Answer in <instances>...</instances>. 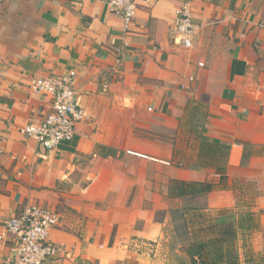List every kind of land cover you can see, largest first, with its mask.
Returning <instances> with one entry per match:
<instances>
[{
  "label": "crops",
  "instance_id": "0c3cea01",
  "mask_svg": "<svg viewBox=\"0 0 264 264\" xmlns=\"http://www.w3.org/2000/svg\"><path fill=\"white\" fill-rule=\"evenodd\" d=\"M184 2L140 0L126 28L105 0H0V264L17 243L5 222L28 204L48 205L61 216L50 232L56 253L45 264H145L161 226L130 199L135 189L153 192L150 164L169 182L215 184L202 194L211 209H234V188L255 185L248 210L258 214L253 248L264 264V0H190L197 26L188 33L174 21ZM113 39L127 44L120 63ZM70 69L81 103L89 104L84 93L104 75L124 90L133 114L140 117L146 103L155 121L175 125L185 137L144 142L124 157L123 137L99 140L119 149L118 157L94 154L80 185L69 169L77 168L73 153L88 122L55 150L23 132L51 107L32 79ZM202 139L209 148H201ZM99 164L106 169L93 171ZM67 182L78 195L70 211L59 209Z\"/></svg>",
  "mask_w": 264,
  "mask_h": 264
},
{
  "label": "rangeland",
  "instance_id": "374dc122",
  "mask_svg": "<svg viewBox=\"0 0 264 264\" xmlns=\"http://www.w3.org/2000/svg\"><path fill=\"white\" fill-rule=\"evenodd\" d=\"M110 80L112 81V79ZM108 83L103 75L99 78L96 86L88 88L87 92L84 93L89 98V104H84L82 100L89 120L83 134L79 136L81 138L79 148L76 153H73L75 158L72 162L77 168L73 169L71 167L69 169L71 175H74L75 180L82 186L86 184V175L89 174H87V171L90 172V165L96 158L95 155L102 157L103 151L99 146L103 143L98 142L99 140L103 141L106 137L118 139L123 137L122 140L128 142V145L124 146V150L120 149V157H124V155L141 150L138 148L144 142L146 146L149 143L158 142V140L175 143L180 135L181 139L185 137L184 130L180 134L175 125L164 124L163 120L155 121L153 118L154 110L149 108L146 103L144 113L140 117L136 113L133 114L126 108L128 98L124 96V90L118 86L112 88ZM193 106L195 104L190 102L188 111H191ZM199 115H201L200 112ZM140 120L151 123L152 126L142 127L139 124ZM157 123H160L159 126H156ZM97 168L100 170L106 169L104 164H99L93 171ZM156 171L150 164L148 182L152 186L153 192L144 193L139 189H135L136 191L133 192L130 199V205L138 200L146 215L161 226L158 241L152 242L149 246L151 249L153 248V251L150 252L151 257H149L151 260H145V264H195L193 259L199 261V257L198 255L197 257L192 256L188 252V247L199 240H214L217 235H220V233L217 234V228L197 229L201 225L207 226L226 221H233L237 228H235V238L233 236L229 237L232 238L230 258L233 259L237 257L235 255H239V264H262L263 256H260L253 248L254 237L259 227L253 231H248L245 227H238L249 211L248 206L253 205L251 202H253L252 195L255 192V185L247 186L243 182L234 188L237 204L234 209H211L208 206L209 202L206 195L183 198L170 197L169 193L164 194V184L169 183L170 186L171 182L163 176V173L156 177L155 175H158ZM65 190L69 194L64 196L59 204V209L64 211L70 208L73 209L72 204L78 201V195L71 192V182L66 183ZM256 220H258L257 215H255L253 221ZM206 257L212 261V256L206 255Z\"/></svg>",
  "mask_w": 264,
  "mask_h": 264
},
{
  "label": "built area",
  "instance_id": "2783aa9c",
  "mask_svg": "<svg viewBox=\"0 0 264 264\" xmlns=\"http://www.w3.org/2000/svg\"><path fill=\"white\" fill-rule=\"evenodd\" d=\"M140 0H105L109 10L124 21L126 28L134 22ZM175 27L182 33L192 32L196 23L191 13L190 0L175 14ZM115 46L116 62L120 63L126 43ZM76 70L66 73L37 75L31 86L37 93L49 98L50 110L41 116L32 117L23 127L24 134L33 138L47 150L58 149L72 141L81 125L89 120L86 108L78 95ZM61 216L48 205L28 204L17 215L5 222L6 229L17 236L13 256L3 264H45L56 253V245L50 238L52 228L60 225Z\"/></svg>",
  "mask_w": 264,
  "mask_h": 264
},
{
  "label": "trees",
  "instance_id": "16d2710c",
  "mask_svg": "<svg viewBox=\"0 0 264 264\" xmlns=\"http://www.w3.org/2000/svg\"><path fill=\"white\" fill-rule=\"evenodd\" d=\"M228 149L231 147L230 145H225ZM102 148V156H115L117 155V150L108 147L105 145H100ZM210 147V144L202 139L201 141V148L207 149ZM169 189V196L170 197H196L202 195L208 191L214 190L216 188L215 184L209 181H186V180H178L172 179ZM223 187V186H222ZM255 215L258 216L256 212L249 211L245 217L243 218V222L239 224L238 227H245L248 231H253L254 229L259 227V221H253ZM205 228H217V237L214 240H199L195 244H192L188 247V252L197 257V259H193L194 263L198 264H239L238 259L239 255H235L237 257L231 259L229 256L230 253V243L232 238L236 233V227L233 221H226L223 223H213L207 226L201 225L197 230H204ZM236 228V229H235ZM226 235V237H225ZM228 253V254H227ZM206 255L212 256V261L206 257ZM234 256V255H233Z\"/></svg>",
  "mask_w": 264,
  "mask_h": 264
}]
</instances>
